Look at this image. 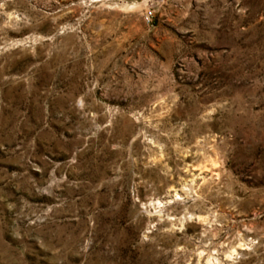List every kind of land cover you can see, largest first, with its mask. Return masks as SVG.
<instances>
[{
  "label": "rangeland",
  "instance_id": "374dc122",
  "mask_svg": "<svg viewBox=\"0 0 264 264\" xmlns=\"http://www.w3.org/2000/svg\"><path fill=\"white\" fill-rule=\"evenodd\" d=\"M0 264H264V0H0Z\"/></svg>",
  "mask_w": 264,
  "mask_h": 264
},
{
  "label": "built area",
  "instance_id": "2783aa9c",
  "mask_svg": "<svg viewBox=\"0 0 264 264\" xmlns=\"http://www.w3.org/2000/svg\"><path fill=\"white\" fill-rule=\"evenodd\" d=\"M146 21H147V23H150V18L146 17Z\"/></svg>",
  "mask_w": 264,
  "mask_h": 264
},
{
  "label": "bare ground",
  "instance_id": "6f19581e",
  "mask_svg": "<svg viewBox=\"0 0 264 264\" xmlns=\"http://www.w3.org/2000/svg\"><path fill=\"white\" fill-rule=\"evenodd\" d=\"M230 255H233V252H229Z\"/></svg>",
  "mask_w": 264,
  "mask_h": 264
}]
</instances>
